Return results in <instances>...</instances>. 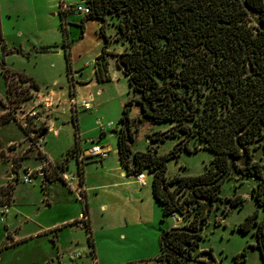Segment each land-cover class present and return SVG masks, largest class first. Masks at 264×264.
<instances>
[{
  "label": "trees",
  "instance_id": "obj_1",
  "mask_svg": "<svg viewBox=\"0 0 264 264\" xmlns=\"http://www.w3.org/2000/svg\"><path fill=\"white\" fill-rule=\"evenodd\" d=\"M246 2L260 24L244 0H90L92 12L82 20L106 22L108 16L117 15L121 17L118 37L130 43L129 50L120 54L118 61L124 66L122 71L129 78L133 97L126 102L115 132L127 173L154 174L153 193L163 205L164 217L177 213L184 223L163 233L159 260L164 264H219L212 253L200 257L203 231H197L206 201L213 206L221 200L223 183L230 175L253 176L258 180L252 196L264 212V165L254 154L264 150V0ZM100 32L107 44L96 60L95 76L99 83H104L111 81L110 63L105 58L111 39L105 25ZM64 55L71 74L68 48ZM4 68L6 78L19 75L21 82L40 90L34 78ZM8 90L12 91L11 85ZM135 103L144 119L158 124L173 123L169 129L153 133L150 142L155 146L149 145L147 151L132 148L136 129L132 128L130 111ZM11 121H18L17 117L6 114L0 124ZM170 137L179 142L168 153H159V145ZM191 140L213 152V160L200 175L168 176L172 159L183 152L199 151V147L191 146ZM243 150L249 155L247 165L236 162L229 172L231 158L241 157ZM76 152V147L69 150L65 160L45 179L67 183L62 172ZM4 157L0 151V159ZM79 174L82 183V167ZM42 188L46 189L44 184ZM2 191L8 192L11 201L14 187ZM242 202L241 197H236L232 205ZM211 210L205 215L204 224ZM85 212L88 213V203ZM86 229L93 249L90 226ZM238 230H254L256 247L264 262V215L260 219L256 211L247 216ZM247 253L248 247L235 257V264L245 260Z\"/></svg>",
  "mask_w": 264,
  "mask_h": 264
},
{
  "label": "rangeland",
  "instance_id": "obj_2",
  "mask_svg": "<svg viewBox=\"0 0 264 264\" xmlns=\"http://www.w3.org/2000/svg\"><path fill=\"white\" fill-rule=\"evenodd\" d=\"M58 2L59 0H0V120L6 114L16 116L18 120L0 124V151L5 155L0 159V256H13L14 259L52 256L56 249L52 234L20 241L62 214L58 207L49 209L45 206L47 195L43 185L41 186V180L35 178L51 176L57 164L61 163H54L45 151L56 161L63 157L62 154L72 143L75 132L72 117L77 121L78 110V123L82 131L87 133V137H94L98 133V119L110 122L117 117L121 118L126 102L133 97L129 78L118 64L120 54L129 50L130 45L129 41L118 37L117 25L121 17L113 15L108 16L106 22L93 19L83 22V16L69 13L65 22ZM103 25L111 39L107 46L109 53L105 54V58L110 63V74V67H114V79L102 88V96L97 97L91 109L85 110L73 99L76 81L72 73H68L63 51L66 48L70 50L74 73H82L84 79L91 76L92 70L94 73L96 70V60L107 44L100 32ZM20 31L23 33L20 34ZM49 45L54 47L49 52L41 50V47ZM4 66L17 73L36 74L41 79V93H36L37 90L31 88L29 83L21 82L19 75L6 78ZM9 85L12 90L10 92ZM204 88L206 89L205 86ZM91 90L80 89V100L87 99L93 93ZM130 113L134 122L132 128L136 129L133 151H147L150 136L173 125L144 119L137 103L132 105ZM18 123L24 127L25 132ZM54 127L61 129L60 138L49 135L42 141L43 131L55 132ZM178 142L176 137L168 138L160 144L159 152L168 153ZM191 146H200V149L194 153L184 152L180 158L172 159L169 174L196 176L204 172L213 153L195 140H191ZM254 154L255 159L264 165V150L259 149ZM79 164L80 167L84 166V162ZM28 174L32 176L33 184H25ZM257 185L255 177L237 174L230 175L224 181L221 200L211 207L209 218L204 224L203 239L199 244L201 258H205L202 254L208 252L213 254L219 264H235V257L248 247L246 259L241 260L240 264H264L261 252L256 247L257 236L254 230L248 233L238 230V225L256 211H259V218L263 217V211L252 196ZM10 187L16 189L11 201L8 192H1V189L9 190ZM53 190L61 192L58 187ZM64 191L71 201L70 208L74 213L77 206L81 208L82 203L67 193L66 189ZM236 197H241L243 202L232 205V200ZM172 225V218H167V227ZM182 225L179 223V226ZM67 230L69 232L65 235L66 239L74 240L76 251H82L83 258H86V230L78 225L68 227Z\"/></svg>",
  "mask_w": 264,
  "mask_h": 264
},
{
  "label": "crops",
  "instance_id": "obj_3",
  "mask_svg": "<svg viewBox=\"0 0 264 264\" xmlns=\"http://www.w3.org/2000/svg\"><path fill=\"white\" fill-rule=\"evenodd\" d=\"M67 16H64L65 22L67 21ZM22 33L23 31H20V34ZM43 47L50 50L54 48L50 45ZM21 52H23V49H21ZM113 69L114 67L112 68L111 66V81L114 79ZM76 72L78 71L74 73L72 68V75L76 81V93L73 99L77 105L82 106V102L86 99L80 100V89L84 91L92 89L93 105L97 101V97L102 96V88L111 81L99 83L94 70H92L91 76L85 79L81 76L82 73L78 74ZM24 74L34 78L41 86V79L36 74ZM56 80H54V84H56ZM41 90L42 88L37 90L36 93H41ZM94 90L96 91L94 92ZM76 113L77 121L72 117L75 128L72 143L62 154L63 157L56 161L46 149V151L44 150L47 157L56 163L64 161L67 157V152L76 147L77 155L70 158L67 170L63 175L67 183L60 179L47 181L44 176L35 177L41 180V186L44 184L46 187L44 190L47 195V199L44 200L45 206L49 209L58 207L62 210V214L55 217L53 222L40 226L34 234H29L20 239L22 241L29 237H43L44 235L52 234L51 238H53L56 248L55 252H53L55 256H25L24 258L15 259L13 256H0V263L6 261L5 264H17L18 262H20L19 264H164L159 260L162 252L163 233L171 228L182 227L183 225L179 226V223L183 224V221L177 223L171 217L174 225L167 227V218L169 217H164L163 205L155 198L153 193L154 174L145 172L147 184L144 186L136 175L127 173L120 159L118 136L115 132L116 124L120 117L112 119L110 122H106L105 119H98L96 124L98 125L100 121L105 124L106 128L102 130L98 125L96 127L98 133L94 137H87V133L82 131L80 123H78L79 110ZM54 130L55 132L47 131L42 136V141H45L49 135H53L57 139L60 138L61 129L54 127ZM149 139L151 140V136ZM95 144H100L108 149L110 151L109 156L103 160L91 157L89 150ZM149 145L155 146L152 142ZM80 154L83 155V161L79 157ZM212 155L211 161L214 158V154ZM79 161L81 163L84 162L82 183L78 173ZM210 163L206 164V166ZM182 174L184 175V173ZM167 175L174 176L169 174V164ZM33 183L34 181L25 184ZM54 187L61 189V192L53 190ZM65 189L67 193L73 195L77 201L82 203L81 208L77 206L74 213L71 211V201L66 196ZM82 194L85 195V198H83ZM86 203H88V213L85 212ZM83 213H86L89 217L94 246L93 249L90 246L87 229L81 228L86 230V258H83L84 254L82 251H76L75 241L67 240L65 236L69 232L67 230L68 227L76 225L75 221ZM199 251H201L200 246Z\"/></svg>",
  "mask_w": 264,
  "mask_h": 264
},
{
  "label": "built area",
  "instance_id": "obj_4",
  "mask_svg": "<svg viewBox=\"0 0 264 264\" xmlns=\"http://www.w3.org/2000/svg\"><path fill=\"white\" fill-rule=\"evenodd\" d=\"M59 7L61 14L64 16H67L69 13H76L79 14L83 17H86L91 14V5H90V0H78L74 2H69L67 0H59ZM94 101L93 95H89L88 99L84 100L82 102V106L89 110L92 107V103ZM98 125L101 127V129H105V124L102 122H98ZM90 156L91 157H96L98 160H103L109 156L110 151L106 149L104 146L100 144H95L90 150ZM80 159L83 161V155H79ZM25 178V182H33V178L30 174H28ZM137 179L140 181L142 185L147 184L146 180V174L145 172L139 173L136 175ZM171 217L175 220V222L182 221V218L177 214L173 213ZM76 225H78L81 228H87L89 225V217L86 213H83L80 215L79 219L76 221ZM184 225V223H183Z\"/></svg>",
  "mask_w": 264,
  "mask_h": 264
},
{
  "label": "water",
  "instance_id": "obj_5",
  "mask_svg": "<svg viewBox=\"0 0 264 264\" xmlns=\"http://www.w3.org/2000/svg\"><path fill=\"white\" fill-rule=\"evenodd\" d=\"M244 2H245V6H246V8L249 10V12L251 13V15L254 17V19H255V21L257 22V24H260V22H259V20H258V17H257V15L255 14V12L252 10V8L247 4V2H246V0H244ZM118 64H119V66L123 69L124 68V66L121 64V61H118ZM251 124V122L247 125V127L249 126ZM246 127V128H247ZM246 128H244L242 131H244ZM241 131V132H242ZM47 133V131H43V133H42V136H44L45 134ZM243 152H244V154L241 156V157H239V158H237V157H233V158H231V161H230V168H229V172L232 170V168H233V166H234V164L236 163V162H239V163H241L243 166H245V165H247V163H248V161H249V155H248V153H246L244 150H243ZM225 177V175L224 176H222V179ZM206 203H207V205L205 206V208H204V210L202 211V214H201V221H200V225H199V228H198V231L197 232H202L203 230H204V217H205V215L207 214V212L210 210V208H211V206H212V204L213 203H211V202H207L206 201ZM208 252H204L203 254H202V257H208Z\"/></svg>",
  "mask_w": 264,
  "mask_h": 264
}]
</instances>
